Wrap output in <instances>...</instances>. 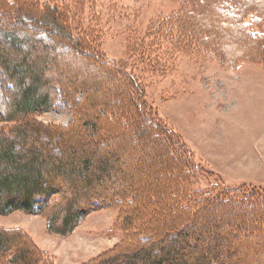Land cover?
I'll return each instance as SVG.
<instances>
[{
	"label": "rangeland",
	"instance_id": "1",
	"mask_svg": "<svg viewBox=\"0 0 264 264\" xmlns=\"http://www.w3.org/2000/svg\"><path fill=\"white\" fill-rule=\"evenodd\" d=\"M10 1L43 11L54 0ZM55 1L68 6L75 35L86 38L88 34L102 60L132 73L144 90L138 106L154 127L143 126L144 137L138 129L132 131L133 148L123 150L116 131L107 144L99 141L103 149L121 154L120 172L129 171L135 185L154 191L153 199L140 209V217L169 210L161 199L167 189L172 199L190 196L187 200L195 201L192 194L201 193L206 200L194 202L189 211L212 214L195 221L190 259L197 258L198 249L207 248L221 251L213 264H264V206L256 199V191L249 193L244 204L224 200L228 190H264V40L247 37L238 20L231 19L222 7L232 3L239 10L249 5L263 11L264 0H257L259 4L249 0ZM5 4L11 3L7 0ZM55 57L60 64L55 71L58 77L60 73L76 75L88 85L111 89L110 99L103 100L113 99L114 104L133 100L127 80L117 77L112 67L92 69L96 62L70 50H57ZM6 110L7 94L0 83V118ZM77 112L75 103L59 95L55 106L34 120L64 126ZM2 125L11 126L0 121ZM169 130L176 134L175 138L167 134L170 143L164 134ZM87 146L91 147L90 142ZM167 146L174 149L173 157L167 154ZM184 167L191 171L186 182L177 173V168L185 172ZM123 176L116 174L114 181L122 184ZM217 199V205H211ZM132 200L131 204L117 206L114 202L94 209L66 235L50 231L44 214L23 211L0 216V226L29 234L45 252L47 264H85L111 249L135 246L137 237L130 240L126 236L136 232L123 229L121 216V211H134L138 199ZM59 228L61 223L55 229Z\"/></svg>",
	"mask_w": 264,
	"mask_h": 264
},
{
	"label": "trees",
	"instance_id": "2",
	"mask_svg": "<svg viewBox=\"0 0 264 264\" xmlns=\"http://www.w3.org/2000/svg\"><path fill=\"white\" fill-rule=\"evenodd\" d=\"M6 1L0 0V83L7 94V110L0 121L11 126H0V216L16 211L44 214L50 231L66 235L94 209L110 203L117 206L124 202L131 204L132 198L137 197L134 211H121L123 229L136 232V235L126 236L130 240L137 237L135 246L111 249L85 264H213L218 261L219 249L217 252L198 249L197 258L190 259L189 256L191 247L195 246L192 242L195 221L203 214H212V211H189V208L194 202H204L205 197L199 192H190L195 201L187 200L190 196H180L182 202H179L180 197L172 199L167 189L166 194L162 192L161 199L169 210L150 211L149 216L141 218L140 209L153 199L154 191L142 190L135 185L129 171L120 172L121 154L103 149L99 142L107 144L112 140L111 133L116 131L121 148H133L130 133L138 129L144 137L143 126L154 127L153 120L138 106L144 95L138 79L115 63L103 61L96 52L99 47L88 34L86 38L75 35L65 3L60 5L55 0L50 1L43 11H38L33 7L15 6L10 0L8 6ZM222 7L231 19L238 20L247 37L264 40V10L257 11L249 5L239 10L232 3ZM215 24L221 29L218 20ZM57 50L75 51L88 62H96L91 65L92 69L105 65L112 67L117 77L127 80L132 94L129 98L133 100L114 104L113 99L103 100V97L109 98L111 89L88 85L76 75L60 73L58 77L55 73L60 67L55 57ZM59 95L75 103L76 118L64 126L34 120L35 115L51 110ZM164 134L169 143L171 137L167 134L176 137L171 130ZM154 135L156 133L151 132V136ZM88 142L91 147L87 146ZM167 149V154L172 156L174 149L168 146ZM184 168L185 172L177 168V173L186 182L185 176H190L188 170L191 171L189 167ZM116 174H124L122 184L114 181ZM228 191H225V201L243 204L249 201V193L256 191V199L264 206L262 189ZM217 201L211 205H217ZM52 208L54 213L50 212ZM58 223L61 228L57 230ZM44 255L26 232L0 226V264H47Z\"/></svg>",
	"mask_w": 264,
	"mask_h": 264
}]
</instances>
